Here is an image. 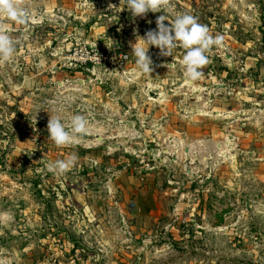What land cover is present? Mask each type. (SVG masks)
Wrapping results in <instances>:
<instances>
[{
    "label": "rangeland",
    "instance_id": "obj_1",
    "mask_svg": "<svg viewBox=\"0 0 264 264\" xmlns=\"http://www.w3.org/2000/svg\"><path fill=\"white\" fill-rule=\"evenodd\" d=\"M120 3L20 0L24 23L0 18L14 42L0 62V264H264V0H169L141 17ZM180 14L223 37L200 77L185 78L179 46L149 47L141 72L131 45ZM85 43L98 59L76 68ZM170 98L203 122L163 153L124 112ZM51 115L87 129L57 147Z\"/></svg>",
    "mask_w": 264,
    "mask_h": 264
},
{
    "label": "clouds",
    "instance_id": "obj_2",
    "mask_svg": "<svg viewBox=\"0 0 264 264\" xmlns=\"http://www.w3.org/2000/svg\"><path fill=\"white\" fill-rule=\"evenodd\" d=\"M169 0H121L120 7L126 5L133 17L145 16L148 12H161L168 6ZM117 8L110 4L109 9ZM117 8V9H119ZM122 10V11H123ZM0 16L7 17L17 23H24L27 14L20 7V0H0ZM169 21L170 26L165 24ZM157 30H150L146 33L143 41L148 45L145 49L137 37V42L132 44V55L136 58V66L141 72H152V59L148 55V49L155 46L160 49L162 56H172V50L177 46L185 50L181 60L184 69V76L189 81H196L200 75V68L208 63L207 51L213 46H219L223 37H212L206 25L198 22L197 18L190 14H180L174 20L160 15L156 20ZM14 52V42L5 25L0 24V62L7 61ZM169 64L167 65V67ZM174 66V65H172ZM87 129V120L84 116L76 115L72 118L70 126L66 127L59 117L51 118L47 125L49 132L48 139L57 147L77 142L80 135ZM75 157L65 160H58L47 165L50 171L56 174L66 173L74 164Z\"/></svg>",
    "mask_w": 264,
    "mask_h": 264
},
{
    "label": "crops",
    "instance_id": "obj_3",
    "mask_svg": "<svg viewBox=\"0 0 264 264\" xmlns=\"http://www.w3.org/2000/svg\"><path fill=\"white\" fill-rule=\"evenodd\" d=\"M171 100H167V104H165V108H156L155 104L142 101V103L131 106L129 109H126L124 112V117H135L137 123L142 127L141 132L145 135L153 132L151 137H153V141L156 142L160 149L164 152V145L169 143H173L176 147L179 145L177 142L183 140L184 136L188 135L190 129H194L192 125L194 124H202V119H194L191 117L190 119L186 118L184 114L185 111L178 110L177 105L172 101L174 98H170ZM135 113V114H134ZM125 124H129L130 121H124ZM197 131V128H195ZM222 131V128L219 129ZM218 130V131H219ZM216 131V130H215ZM146 132V133H144ZM142 134V135H143ZM188 137V136H187ZM144 139H140L141 147L143 145ZM187 152V149H186ZM161 160V159H160Z\"/></svg>",
    "mask_w": 264,
    "mask_h": 264
},
{
    "label": "built area",
    "instance_id": "obj_4",
    "mask_svg": "<svg viewBox=\"0 0 264 264\" xmlns=\"http://www.w3.org/2000/svg\"><path fill=\"white\" fill-rule=\"evenodd\" d=\"M28 1L32 2L38 0H28ZM0 18H6V17L0 16ZM74 41L76 42V40ZM97 47L99 48L100 46L98 44H88V43L77 45L73 49V53L71 54V60L73 61L72 64L75 65L76 68H78L80 63L82 65L87 63L88 61L89 62L96 61L98 59V52H99ZM119 55L121 60L128 59V56L123 55L122 52H120Z\"/></svg>",
    "mask_w": 264,
    "mask_h": 264
},
{
    "label": "water",
    "instance_id": "obj_5",
    "mask_svg": "<svg viewBox=\"0 0 264 264\" xmlns=\"http://www.w3.org/2000/svg\"><path fill=\"white\" fill-rule=\"evenodd\" d=\"M80 83H85V82L81 80Z\"/></svg>",
    "mask_w": 264,
    "mask_h": 264
}]
</instances>
